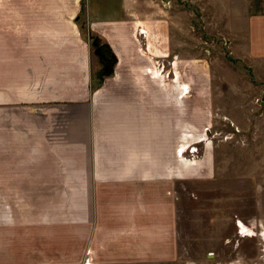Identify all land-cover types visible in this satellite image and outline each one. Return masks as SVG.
<instances>
[{"label":"crops","instance_id":"crops-1","mask_svg":"<svg viewBox=\"0 0 264 264\" xmlns=\"http://www.w3.org/2000/svg\"><path fill=\"white\" fill-rule=\"evenodd\" d=\"M137 4L0 0V264L136 262L139 213L186 178L185 61L163 69L168 31L154 44ZM247 9L264 56V0ZM97 39L114 64L95 86Z\"/></svg>","mask_w":264,"mask_h":264},{"label":"rangeland","instance_id":"rangeland-1","mask_svg":"<svg viewBox=\"0 0 264 264\" xmlns=\"http://www.w3.org/2000/svg\"><path fill=\"white\" fill-rule=\"evenodd\" d=\"M136 1L153 10L147 17L154 44L159 26L168 31L161 67L173 74L177 58L185 61L187 140L180 156L187 175L171 181L168 198L139 200L152 215L139 213L145 221L137 261L128 264H264V56L251 48L249 0ZM93 46L102 48L94 53L98 86L112 75L114 56L105 42ZM240 222L249 232L239 231Z\"/></svg>","mask_w":264,"mask_h":264},{"label":"bare ground","instance_id":"bare-ground-1","mask_svg":"<svg viewBox=\"0 0 264 264\" xmlns=\"http://www.w3.org/2000/svg\"><path fill=\"white\" fill-rule=\"evenodd\" d=\"M189 147H186L185 150L187 151ZM192 151H196V148H193ZM189 162H193V161H189ZM238 225V228L241 229L243 232H249V230H247L245 228V226L240 222L237 224ZM263 237H264V234H263ZM88 264V263H87Z\"/></svg>","mask_w":264,"mask_h":264},{"label":"built area","instance_id":"built-area-1","mask_svg":"<svg viewBox=\"0 0 264 264\" xmlns=\"http://www.w3.org/2000/svg\"><path fill=\"white\" fill-rule=\"evenodd\" d=\"M183 91H187L186 88H184ZM181 153L183 154V148L182 147L178 149V154L181 155ZM239 231H240V229H239ZM85 264H87V263L85 262Z\"/></svg>","mask_w":264,"mask_h":264},{"label":"trees","instance_id":"trees-1","mask_svg":"<svg viewBox=\"0 0 264 264\" xmlns=\"http://www.w3.org/2000/svg\"><path fill=\"white\" fill-rule=\"evenodd\" d=\"M84 7V0H81V10H83ZM96 37V36H94ZM96 42H100L98 39L96 40ZM107 44V43H106ZM109 47V46H108ZM114 56V55H113ZM114 62V61H113Z\"/></svg>","mask_w":264,"mask_h":264},{"label":"flooded vegetation","instance_id":"flooded-vegetation-1","mask_svg":"<svg viewBox=\"0 0 264 264\" xmlns=\"http://www.w3.org/2000/svg\"><path fill=\"white\" fill-rule=\"evenodd\" d=\"M96 49H99V50L96 52ZM101 49H102V48H100V46H95V53H100V52H102Z\"/></svg>","mask_w":264,"mask_h":264},{"label":"water","instance_id":"water-1","mask_svg":"<svg viewBox=\"0 0 264 264\" xmlns=\"http://www.w3.org/2000/svg\"><path fill=\"white\" fill-rule=\"evenodd\" d=\"M94 44H95V42H94ZM99 49H96V52L98 51Z\"/></svg>","mask_w":264,"mask_h":264}]
</instances>
